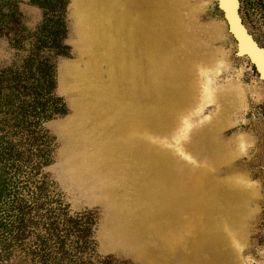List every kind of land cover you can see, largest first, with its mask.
Here are the masks:
<instances>
[{
  "label": "rangeland",
  "instance_id": "1",
  "mask_svg": "<svg viewBox=\"0 0 264 264\" xmlns=\"http://www.w3.org/2000/svg\"><path fill=\"white\" fill-rule=\"evenodd\" d=\"M239 2L264 49V0ZM65 10L67 55L50 56L47 11L0 0V72L35 54L54 63L65 114L45 123L55 139L45 171L73 213L96 216L98 255L264 264V82L236 57L217 0H68Z\"/></svg>",
  "mask_w": 264,
  "mask_h": 264
},
{
  "label": "trees",
  "instance_id": "2",
  "mask_svg": "<svg viewBox=\"0 0 264 264\" xmlns=\"http://www.w3.org/2000/svg\"><path fill=\"white\" fill-rule=\"evenodd\" d=\"M34 1L51 16L45 30L50 56H66L60 40L68 0ZM31 61L37 62L34 74ZM40 68L44 89L35 79ZM21 69L0 72V264H128L98 255L96 216L73 213L45 171L55 152L45 123L65 114L54 93V63L35 54Z\"/></svg>",
  "mask_w": 264,
  "mask_h": 264
},
{
  "label": "water",
  "instance_id": "3",
  "mask_svg": "<svg viewBox=\"0 0 264 264\" xmlns=\"http://www.w3.org/2000/svg\"><path fill=\"white\" fill-rule=\"evenodd\" d=\"M217 2H218V7L223 13L225 22L228 26V32L236 42V57L249 59L251 64L255 67L256 71L258 72L259 78L264 82V75L262 74L257 61L259 57H264V49H262L260 46L258 47L256 41L253 40L254 38L248 33V31L246 32L247 29L245 30V28L243 27L244 24L239 12L240 11L239 0H236L237 7L235 10V15L237 20L239 21L240 28H243L240 34L237 33V31L234 29L230 17L228 16L227 10L222 5V1L217 0ZM256 52L257 55H255Z\"/></svg>",
  "mask_w": 264,
  "mask_h": 264
},
{
  "label": "bare ground",
  "instance_id": "4",
  "mask_svg": "<svg viewBox=\"0 0 264 264\" xmlns=\"http://www.w3.org/2000/svg\"><path fill=\"white\" fill-rule=\"evenodd\" d=\"M221 1H222V5L227 10L228 16L230 17V20L232 22V25H233L234 29L237 31V33L240 34L241 30L243 28H240L239 21L237 20L236 15H235V10H236V7H237L236 0H221ZM255 55H257V52L255 53ZM257 61H258L260 70H261L262 74L264 75V57H259V59Z\"/></svg>",
  "mask_w": 264,
  "mask_h": 264
}]
</instances>
